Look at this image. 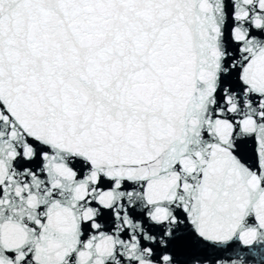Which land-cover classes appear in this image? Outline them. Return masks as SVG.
Here are the masks:
<instances>
[{"label": "snow or ice", "instance_id": "1", "mask_svg": "<svg viewBox=\"0 0 264 264\" xmlns=\"http://www.w3.org/2000/svg\"><path fill=\"white\" fill-rule=\"evenodd\" d=\"M0 264H264V0H0Z\"/></svg>", "mask_w": 264, "mask_h": 264}]
</instances>
